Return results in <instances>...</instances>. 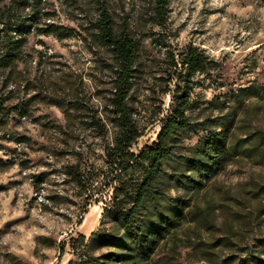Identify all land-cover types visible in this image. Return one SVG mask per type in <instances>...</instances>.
I'll list each match as a JSON object with an SVG mask.
<instances>
[{
	"label": "rangeland",
	"instance_id": "rangeland-1",
	"mask_svg": "<svg viewBox=\"0 0 264 264\" xmlns=\"http://www.w3.org/2000/svg\"><path fill=\"white\" fill-rule=\"evenodd\" d=\"M99 1L52 0V23L66 37L31 29L16 64L11 110L0 127V264H80L105 252L91 236L108 229L102 215L111 189L101 178L84 193L64 174L80 168L91 184L107 167L111 139L100 137L93 118L109 114L114 62L93 29ZM107 6L116 32L141 44L131 98L142 135L136 148L151 145L162 130L173 56L188 45L207 58L191 85L195 116L231 87H264V0H172L160 26L153 24V0ZM231 121L220 172L193 197L156 263L219 264L264 235V99L248 100ZM197 143L195 136L185 146Z\"/></svg>",
	"mask_w": 264,
	"mask_h": 264
},
{
	"label": "trees",
	"instance_id": "trees-1",
	"mask_svg": "<svg viewBox=\"0 0 264 264\" xmlns=\"http://www.w3.org/2000/svg\"><path fill=\"white\" fill-rule=\"evenodd\" d=\"M171 1L153 0L154 25L166 22ZM99 3L93 24L95 37L114 62L109 114L93 118L100 137L111 139L105 148L107 167L103 174L98 172L91 178L90 185L80 168L67 167L64 174L84 193L102 178L111 189V197L102 215V225L108 229L91 236L105 252L80 264H158L154 261L157 252L187 220L193 197L204 190L224 164L231 116L248 100L264 99V87L256 83L248 88L231 87L195 116L199 107L192 101L191 85L198 72L204 70L207 58L197 47L188 45L177 59L173 56L169 84L174 88L163 91L171 104L162 130L151 145L136 148L142 135L131 98L141 44L129 34L117 33L107 0ZM54 9L52 0H0V127L8 121L10 80L31 29L46 37H66L52 23ZM195 136L198 143L186 147V141ZM259 194L264 195V188ZM219 264H264V235L252 237L251 244Z\"/></svg>",
	"mask_w": 264,
	"mask_h": 264
}]
</instances>
